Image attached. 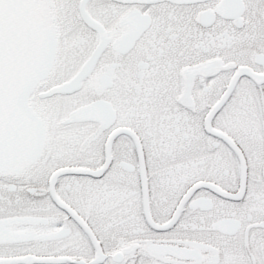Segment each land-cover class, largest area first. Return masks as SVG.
<instances>
[{
  "label": "snow or ice",
  "instance_id": "snow-or-ice-1",
  "mask_svg": "<svg viewBox=\"0 0 264 264\" xmlns=\"http://www.w3.org/2000/svg\"><path fill=\"white\" fill-rule=\"evenodd\" d=\"M0 264H264V0H0Z\"/></svg>",
  "mask_w": 264,
  "mask_h": 264
}]
</instances>
